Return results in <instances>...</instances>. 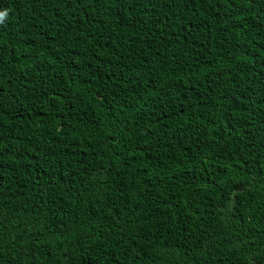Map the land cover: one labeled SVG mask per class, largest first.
Wrapping results in <instances>:
<instances>
[{
  "label": "trees",
  "instance_id": "1",
  "mask_svg": "<svg viewBox=\"0 0 264 264\" xmlns=\"http://www.w3.org/2000/svg\"><path fill=\"white\" fill-rule=\"evenodd\" d=\"M0 10V264H264V0Z\"/></svg>",
  "mask_w": 264,
  "mask_h": 264
},
{
  "label": "clouds",
  "instance_id": "2",
  "mask_svg": "<svg viewBox=\"0 0 264 264\" xmlns=\"http://www.w3.org/2000/svg\"><path fill=\"white\" fill-rule=\"evenodd\" d=\"M8 16L7 10H0V23H3Z\"/></svg>",
  "mask_w": 264,
  "mask_h": 264
}]
</instances>
